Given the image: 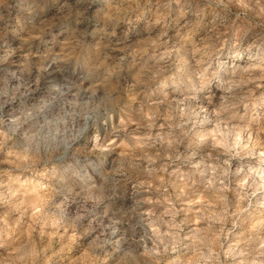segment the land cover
I'll use <instances>...</instances> for the list:
<instances>
[{"label":"clouds","instance_id":"9594fccd","mask_svg":"<svg viewBox=\"0 0 264 264\" xmlns=\"http://www.w3.org/2000/svg\"><path fill=\"white\" fill-rule=\"evenodd\" d=\"M17 2L64 90L0 117V264H264V0Z\"/></svg>","mask_w":264,"mask_h":264},{"label":"rangeland","instance_id":"374dc122","mask_svg":"<svg viewBox=\"0 0 264 264\" xmlns=\"http://www.w3.org/2000/svg\"><path fill=\"white\" fill-rule=\"evenodd\" d=\"M68 2L72 3V0H68ZM21 6L22 5L17 2L9 13H0V15L3 16V18L0 19V32L4 33L3 41H0V76L6 73L15 72L19 77V81L14 77L9 76V87L18 82L20 84V92L17 100L12 103L0 104V117L5 118L15 114L21 101H30L33 99L36 95L33 91L34 89H38L39 94L45 97H48L53 86L60 87L61 92L64 90L59 76L53 74L52 69H48L46 72L41 71L37 73L35 68L36 62L33 61L32 66L27 72H21L19 69V65L22 62L21 54L18 52L13 53L5 59V49H15L19 43L17 37L13 34V30L16 29L17 17L19 16L22 18V14L18 11V8ZM47 39H49L47 36L44 37V40ZM44 47L45 45L42 41H33L31 50L33 52H42ZM7 127L8 125L5 120V128ZM92 217L95 218L93 220V227L97 230L102 229L106 234V239L110 238L111 234H118L123 224L119 213H117L115 209L108 211L107 215H105L104 205H100L94 209L89 215V218Z\"/></svg>","mask_w":264,"mask_h":264}]
</instances>
